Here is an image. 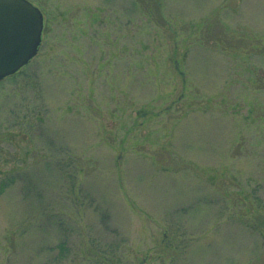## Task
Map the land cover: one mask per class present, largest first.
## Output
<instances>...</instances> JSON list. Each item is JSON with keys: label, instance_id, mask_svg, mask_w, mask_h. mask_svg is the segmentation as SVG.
<instances>
[{"label": "rangeland", "instance_id": "rangeland-1", "mask_svg": "<svg viewBox=\"0 0 264 264\" xmlns=\"http://www.w3.org/2000/svg\"><path fill=\"white\" fill-rule=\"evenodd\" d=\"M27 1L0 264H264V0Z\"/></svg>", "mask_w": 264, "mask_h": 264}, {"label": "water", "instance_id": "water-1", "mask_svg": "<svg viewBox=\"0 0 264 264\" xmlns=\"http://www.w3.org/2000/svg\"><path fill=\"white\" fill-rule=\"evenodd\" d=\"M43 16L27 0H0V81L37 54Z\"/></svg>", "mask_w": 264, "mask_h": 264}]
</instances>
